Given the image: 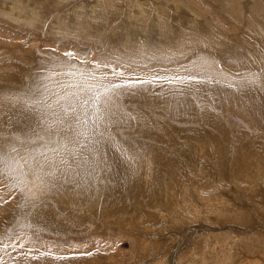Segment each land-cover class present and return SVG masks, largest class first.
<instances>
[{"label":"rangeland","instance_id":"1","mask_svg":"<svg viewBox=\"0 0 264 264\" xmlns=\"http://www.w3.org/2000/svg\"><path fill=\"white\" fill-rule=\"evenodd\" d=\"M240 82L264 96V0H0V264H264V126L224 94ZM73 89L112 97L95 145L59 131Z\"/></svg>","mask_w":264,"mask_h":264},{"label":"snow or ice","instance_id":"2","mask_svg":"<svg viewBox=\"0 0 264 264\" xmlns=\"http://www.w3.org/2000/svg\"><path fill=\"white\" fill-rule=\"evenodd\" d=\"M70 55V54H66ZM147 83V81H139V80H130L127 81V85L135 86L137 84H143ZM105 93H108L110 91H114L115 89H119L124 87V85L121 84H108L102 86ZM112 101V97L108 96L107 99L102 98L101 92L96 91L94 95L91 97L85 98L82 101H79L80 111L78 112L75 107H72L71 104L68 108L64 109V115L61 119L58 120V123L62 125V127L59 129L63 133L64 139H66L69 143L77 144L80 142V137L87 135V125L90 120V116L86 111L87 107H93L96 108V112L94 113L97 116L98 120H102L104 118V114L109 111V104ZM99 105L100 107H97ZM83 126V127H82ZM97 120H92V127L98 128ZM39 127V126H38ZM33 134L37 136V139L43 140L44 136L40 135L38 131L34 130ZM45 135L51 136L53 135L51 131V125H48L45 128ZM59 147V145H58ZM4 147L0 145V162L3 161V154H4ZM12 152H17L16 147L14 146L11 149ZM55 151V149H53ZM40 155H43L42 153ZM23 160L24 163L21 164L20 161ZM11 163L17 164L20 166L21 169L25 167V165L29 166V172H31V165L36 163V156L32 153H26L24 157H20L17 153V156L12 157ZM43 163L39 164L38 171L43 172ZM49 176H51V173H48ZM21 177H25L26 174L21 171L20 173ZM25 186L27 184V179H23L21 181Z\"/></svg>","mask_w":264,"mask_h":264},{"label":"bare ground","instance_id":"3","mask_svg":"<svg viewBox=\"0 0 264 264\" xmlns=\"http://www.w3.org/2000/svg\"><path fill=\"white\" fill-rule=\"evenodd\" d=\"M142 10V9H141ZM21 11V10H20ZM186 17V16H185ZM195 73V72H194ZM193 73V74H194ZM195 75V74H194ZM193 77V76H192ZM196 77V76H195ZM195 77H193V78H195ZM199 77V76H198ZM202 77H204V75L202 76ZM222 78V77H221ZM202 79V78H201ZM246 80V79H245ZM254 80V79H253ZM201 81V80H200ZM223 81V80H222ZM206 82V81H205ZM204 82V83H205ZM214 82V81H213ZM225 82H227V81H225ZM253 82V81H252ZM237 83V82H236ZM248 83H250V86H251V82H250V80H249V82ZM247 83V84H248ZM230 85V83H227L226 84V87H227V91L229 92V93H225L224 92V94H230L229 95V99H228V101L230 102V104L232 105V104H234V105H236L240 110H242V112L244 113V116H246V117H248V118H251V119H255V121H254V124L256 125V124H259V125H262V126H264V106L262 107V100L264 99V96H262V95H260L261 93H263L262 91H259L258 89H256V87L254 86V87H250V89L248 88V89H246V82H240L239 84H233V85ZM80 85V84H79ZM106 85V84H105ZM108 85V84H107ZM214 85V84H213ZM212 85V86H213ZM215 85L217 86L216 87V89H215V92H218V93H222V92H220V88H221V86H224L223 85V83L222 82H216L215 83ZM76 86V85H75ZM98 86V85H97ZM82 87V86H81ZM74 88V87H73ZM83 89H85V88H83ZM102 89V88H101ZM104 90V89H103ZM201 90V89H200ZM212 90H213V88H212ZM80 91V90H79ZM78 90H76V89H73V102H76V103H79V101H82L83 99H85V98H88V97H91V95L89 94V92L87 93L86 91H81V94L79 93L78 94V92H79ZM222 91V90H221ZM100 92V91H99ZM92 94V93H91ZM104 94V93H103ZM65 95V94H64ZM70 96L72 95L71 93L69 94ZM247 95H249V97L247 96ZM62 96V95H61ZM218 96V95H217ZM106 97V96H105ZM62 98H65L64 96L62 97ZM72 98V97H71ZM203 98V97H202ZM70 99V98H69ZM106 99V98H105ZM259 99V100H258ZM61 100V99H60ZM62 102V101H61ZM264 102V101H263ZM65 103H66V105H67V102L65 101ZM181 103V102H180ZM206 103V102H205ZM182 105V104H181ZM208 105V104H207ZM260 107H259V106ZM55 106V105H54ZM69 106V105H68ZM98 106V105H97ZM73 107H75L76 109H77V111L79 112L80 111V106H79V104H77L76 106L74 105V103H73ZM89 108V107H88ZM109 108V107H108ZM211 108V107H210ZM90 109V108H89ZM95 110L96 109H94V111L92 112V114L95 112ZM86 111L88 112V110H87V108H86ZM113 112V110H111V111H108V112H106L105 114H104V117L107 119V118H109L110 117V114ZM89 114V116H90V120H89V123H88V125H87V133L89 134V136H93V135H95L96 133H97V128L96 129H94L93 127H92V120H95V117H97L95 114H91V112L90 113H88ZM93 116V118H92V116ZM94 115H95V117H94ZM32 119V118H31ZM96 120H98V119H96ZM105 119L103 118V121H104ZM108 120H110V119H108ZM101 121H99V123H100ZM257 122V123H256ZM103 123V122H102ZM123 123V122H122ZM101 126V125H100ZM83 127V126H82ZM103 127V126H102ZM95 131H94V130ZM99 129V128H98ZM97 130V131H96ZM96 132V133H95ZM101 132V131H100ZM98 134V136H99V132L97 133ZM96 136V135H95ZM95 136H93V137H95ZM97 136V137H98ZM86 137H87V135H85V136H81L80 137V139H81V141L82 142H79V143H77V144H80V143H83V141L86 139ZM101 137V136H100ZM91 137H89V138H87V141L85 140V142H90L91 144L90 145H93V143H94V138H91ZM99 139V140H98ZM97 140L99 141V143L101 142V149H104L103 148V146H104V144H105V142H106V138L104 139L105 141L104 142H102V140H101V138H98ZM101 140V141H100ZM97 142V141H96ZM95 142V143H96ZM95 143H94V145H95ZM88 144V143H87ZM86 144V146L88 147V145ZM97 144V143H96ZM83 145V144H82ZM77 146V145H76ZM84 146H85V144H84ZM91 147V146H90ZM93 147V146H92ZM97 147L98 146H96V148L94 149V150H97ZM113 147V146H112ZM100 148V147H99ZM114 148V147H113ZM105 150H107V149H105ZM113 150V149H112ZM98 151H99V149H98ZM107 152V151H106ZM101 153V152H100ZM104 154V153H103ZM106 154V156H107V154H109V155H111L112 157H110L109 155H108V161L113 165L112 167L115 169V170H117L118 169V172L119 171H127L126 170V167H124V165L122 164L121 165V163L120 162H118L119 160H118V158H120V157H118L117 158V155H118V153H117V155L115 154V153H113V151L111 152V151H109V153H105ZM211 154V153H210ZM213 154V153H212ZM100 155V154H99ZM103 156V155H102ZM107 158V157H106ZM215 158V157H214ZM107 161V162H108ZM114 161V162H113ZM104 164H106L105 162H104ZM109 164V163H108ZM108 166H110V165H108ZM78 170V169H77ZM120 173V172H119ZM115 175V174H114ZM120 175H121V173H120ZM122 176V175H121ZM118 177H119V175H118ZM121 179V178H120ZM123 180V179H122ZM126 180V179H125ZM121 181V180H120ZM126 183V182H125ZM124 183V184H125ZM117 187H119V186H117ZM35 190V189H34ZM36 192V191H35ZM114 192V191H113ZM116 192V191H115ZM114 192V193H115ZM117 194H119V193H117ZM40 197V196H39ZM38 198V197H37ZM117 198V197H116ZM107 199V198H106ZM113 207V206H112ZM36 220V219H35ZM38 221V220H37ZM38 223V222H37Z\"/></svg>","mask_w":264,"mask_h":264}]
</instances>
